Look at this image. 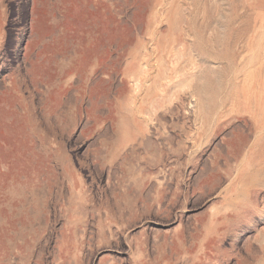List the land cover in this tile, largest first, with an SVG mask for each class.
I'll list each match as a JSON object with an SVG mask.
<instances>
[{"label": "rangeland", "instance_id": "rangeland-1", "mask_svg": "<svg viewBox=\"0 0 264 264\" xmlns=\"http://www.w3.org/2000/svg\"><path fill=\"white\" fill-rule=\"evenodd\" d=\"M0 264H264V0H0Z\"/></svg>", "mask_w": 264, "mask_h": 264}]
</instances>
